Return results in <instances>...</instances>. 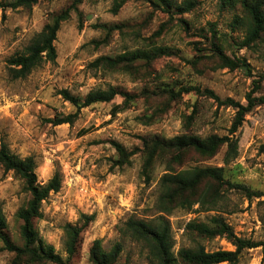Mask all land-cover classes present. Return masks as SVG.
I'll use <instances>...</instances> for the list:
<instances>
[{
  "label": "rangeland",
  "instance_id": "1",
  "mask_svg": "<svg viewBox=\"0 0 264 264\" xmlns=\"http://www.w3.org/2000/svg\"><path fill=\"white\" fill-rule=\"evenodd\" d=\"M13 1L0 0V141L20 158L34 157L39 184H46L56 171L62 176L59 192L42 202V216L35 223L39 239L65 258L64 227L81 226L83 214L94 219L80 235L71 264H90L89 249L95 240L101 241L105 251L117 241L124 244L117 264H150L144 246L119 234L129 219L149 221L163 216L170 224L175 253L197 246L207 252L233 251L224 238L202 239L187 232L188 223L213 217L222 218L239 238L264 242V196L248 199L239 191L224 188L213 211L195 205L164 214L159 198L166 164L157 161L150 173L144 174L140 152L141 139L148 137H233L229 129L236 110L219 104L204 91L243 105L249 93L264 96V42L243 49L231 42L241 43L246 36V26H234L237 18L245 19L238 1L230 6L223 0H194L186 13L176 7L189 0H170L169 13L155 0H41L30 10L6 8ZM73 6L57 32L56 61L43 63L25 79H13L7 61L24 53L54 16ZM216 46L226 57L247 66L223 68ZM134 52H147L151 58L121 63L112 70L92 66L99 57L116 60ZM110 86L133 97L114 117L111 109L123 105L120 96L82 109L72 126L52 127L45 122L75 111L59 91L84 98ZM188 87L200 92H181L177 99L166 93ZM82 129L88 133L80 136ZM234 138L237 155L228 163L224 161L227 147L223 146L210 160L191 152L172 167L176 172L222 167L225 179L264 194V105L245 114ZM112 143L135 153L129 165L113 166L118 155ZM28 199L22 181L0 167V207L7 222L6 235L17 246L22 241L16 214ZM11 256L1 253L0 264H7ZM236 264H264V247L243 251Z\"/></svg>",
  "mask_w": 264,
  "mask_h": 264
},
{
  "label": "trees",
  "instance_id": "2",
  "mask_svg": "<svg viewBox=\"0 0 264 264\" xmlns=\"http://www.w3.org/2000/svg\"><path fill=\"white\" fill-rule=\"evenodd\" d=\"M41 0H14L6 6L11 10L19 8L30 10ZM167 9L169 13L172 8L170 0H155ZM241 5L245 19L237 18L234 26H246V36L241 43L232 40L240 49L250 48L264 42V0H223L224 4L234 6L236 2ZM194 6V0H189L183 7H176L180 13L189 12ZM4 9L5 6H2ZM75 6L56 15L43 30L35 35L24 53L11 57L7 62L9 73L13 79H25L31 72L40 67L43 63H54L57 58L54 42L62 22ZM116 12V9H114ZM106 28V27H104ZM112 30V28H108ZM223 68L231 70L247 66L245 62L231 60L223 54L220 46L215 47ZM151 57L147 52H134L121 55L116 60L109 57H99L92 63L95 68L116 69L117 65L125 63L132 64L138 60H149ZM199 93V89L188 87L178 92L166 91L173 99L181 96V92ZM174 92V93H173ZM219 104L228 105L236 110L234 120L229 129V135H210L206 138L195 137L188 134L176 136L170 140L159 137L142 138L143 158L142 170L149 174L157 161L166 164V173L160 180L161 195L159 198L160 212L169 214L175 209L189 210L198 205L202 211H213L222 196L221 189L227 188L239 191L248 199L261 198L263 193L253 191L240 183L225 179L222 167L191 168L176 172L172 165H180L188 154L193 152L202 160L213 158L223 146L227 147L224 157L225 163L233 160L237 155L236 133L242 127L244 116L254 107L264 105V96L254 97L252 93L246 95V105L235 102L230 98L220 100L212 91H204ZM59 95L65 102H68L74 109V113L66 116L55 115L54 118L46 119L45 122L52 127L60 125L72 126L81 110L97 103H110L115 97L123 98V105H115L111 109L112 117L122 110L126 104L133 100L128 93L119 91L115 87H108L106 90H95L89 92L84 98L71 95L67 90L59 91ZM88 133V129H82L80 136ZM115 148L118 160L113 166L122 168L129 165V159L135 153H128L126 149L118 144L112 143ZM0 167L4 173H11L15 178L22 181L24 190L29 195L26 205L20 208L16 219L21 222L19 234L22 241L21 246L12 243L6 235L7 222L0 207V254L8 252L12 256L7 264H71L78 249L79 237L83 230L93 221L94 216L81 215L84 223L79 225L67 224L64 227V252L65 258L59 256L52 245L45 243L38 238L35 230V223L41 218V205L51 193L59 192L62 184V176L56 171L46 184H39L37 181V164L34 157L20 158L11 152L7 143L0 141ZM148 181V180H147ZM187 232L194 237L202 239H213L221 237L227 240L233 247V251L217 250L207 252L204 247L181 248L174 252L171 229L169 222L163 217L149 221L129 219L119 229L122 237L139 242L147 249V260L150 264H236L241 253L245 250L264 247V242H255L250 239L239 238L233 229L220 217H213L205 222H190L186 226ZM124 251V244L121 241L115 242L109 251H105L100 240H95L89 249L90 264H117Z\"/></svg>",
  "mask_w": 264,
  "mask_h": 264
}]
</instances>
